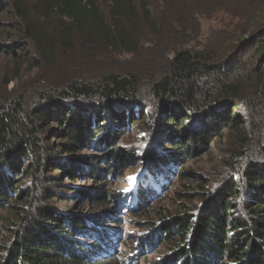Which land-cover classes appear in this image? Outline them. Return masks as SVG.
<instances>
[{
  "label": "trees",
  "instance_id": "trees-1",
  "mask_svg": "<svg viewBox=\"0 0 264 264\" xmlns=\"http://www.w3.org/2000/svg\"><path fill=\"white\" fill-rule=\"evenodd\" d=\"M162 2V9L156 10L150 0H0V14L13 19L24 40L16 44L20 53L0 47V56H12L20 65L27 62L28 44L36 54L31 58L35 66L59 70L94 71L107 59L144 56L146 43L163 36L170 39L171 48L161 49L173 52L160 77L143 69L140 74L105 72L99 80H72L58 88L48 84L30 108L24 97L6 102L1 98L0 211L18 191L12 176L24 177L29 167L26 176L35 185L31 203L41 201L39 174L47 166L44 154L52 150L43 136L46 128L64 141L54 151L67 159H77L79 147L105 150L140 118L148 122L142 130L147 138L155 135L159 145L171 142L165 155L148 153L140 159L146 173L126 194L133 201L130 213L137 214L161 198L180 172L181 179L184 174L197 177L178 169L184 153L201 152L209 138L226 127H237L242 149L232 151L227 171L243 173L248 191L239 183H226L195 219L185 211L166 213L160 222L149 220L152 237L144 245L166 243V254L157 264H264V165L252 161L245 168L239 165L248 156L254 133L264 132V0ZM194 121H200L198 131L190 128ZM111 153L102 157L107 164L103 168L83 161L64 171L73 179L91 168L94 176L110 177ZM22 161L26 163L21 165ZM210 194V190L203 194V202ZM49 196L54 200L56 195ZM91 198L96 205L89 213L82 207L78 214H62L41 203L22 218L23 230L15 232L0 252V264H140L110 252L111 242L125 241L107 227L118 222L107 207L111 192ZM116 201L114 210L120 212L121 202ZM103 209L109 213L98 214ZM147 254L143 249L134 253L142 261Z\"/></svg>",
  "mask_w": 264,
  "mask_h": 264
},
{
  "label": "rangeland",
  "instance_id": "rangeland-1",
  "mask_svg": "<svg viewBox=\"0 0 264 264\" xmlns=\"http://www.w3.org/2000/svg\"><path fill=\"white\" fill-rule=\"evenodd\" d=\"M150 1L154 9H162V0ZM12 21L13 19L7 13L0 14V47H11L9 49L13 48L14 51L20 53L21 49L16 44L17 41L24 40L17 35V30L13 26ZM170 43L171 41L167 36L160 37L151 42L149 41L146 43V56L127 55L120 58L116 57L109 61L107 59L103 61L102 69L94 71H79L73 68L59 70L55 67L35 66V62L31 61V58L36 54L33 47L28 44L26 49L30 51L28 55L30 60L27 58V62L22 65L18 64L12 56H0V99H6V102L10 98L17 100V96L24 97L23 102L25 101L26 107L30 108L37 100L38 92L43 89L44 85L48 84L54 88H58L72 80H99L105 72L126 73L132 71L140 74L143 69L155 72V76L160 77L164 73L169 56L173 54L169 50L163 52L161 48L167 49ZM149 75L144 77L143 81L146 84L149 83ZM226 107L222 106L221 109L224 110ZM150 110L153 111L152 108ZM241 110L244 111L243 109ZM159 119L162 120L163 117L161 116ZM199 122L194 121L190 128L198 131L197 124ZM147 124V120L140 118L129 131L123 134L120 132L112 146L105 150L96 147H79L76 154L77 159L64 158L60 156L58 151H54L57 145L64 141L56 136H52L51 129L46 128L43 136L45 137V141L50 144L52 150L44 154L47 166L39 174L41 182L38 183V186L42 191L38 195H40L41 201L34 204L31 203L34 199L30 197V191L32 187L35 188V185L32 183L31 177L26 176L31 172L30 167L24 177L19 176V174L12 176L13 186L18 191L13 196L8 207L0 211V252L13 240L15 232L20 231L22 218L30 215V213L33 214L41 207L39 206L41 203L47 205V207L56 208V211L62 214H78V209L82 207L89 208V213L96 205L91 196L95 197L101 191H110L111 200L109 199L110 202L107 207L110 210L112 218L118 219V222L114 224L107 223L109 221L106 217L103 218H105L104 221L108 224V230L117 231L125 239L124 242H120L119 240L111 242L113 246L110 252L117 251L120 256L140 261L138 262L140 264H157L161 260V257L166 254V243L163 241L157 242L152 247L144 245L152 237V227L148 226L149 220L160 222L161 217L166 213L181 214V212L185 211H187L186 213L189 216L192 215L194 218L198 211H203L214 201L217 195L216 190L226 183H231L232 185L239 183L245 193L248 191V187L244 185L248 183V179L244 177L243 173L231 175L227 171V162L230 159L232 151L241 150L242 145L238 139L241 131L237 127H226L213 140L209 138L208 145H204V148L200 149L201 152L198 151L192 156L184 153L185 155L182 156L184 158L181 159L182 163L179 162L178 169L185 172H195L197 177L184 174L183 179H181L182 173L180 172L173 186L161 198L152 201L148 207L140 211L142 213H130L128 205H131L133 201L126 194L136 188L146 173V166H142L141 157L148 153L153 155V157L157 155L162 156L167 153V148L172 147L171 142L167 146H165L166 144H156L154 142L155 135L147 138V135L142 133ZM260 142H262L261 145L264 148V132L254 133L250 143H248L249 145L247 144L248 156L245 160L239 162L240 168L249 166L251 161L264 165V151L260 150L262 148L259 145ZM180 150L183 151L184 149ZM108 152H112V156H108L107 161L113 162L112 159H114V163H112L114 167L112 173L114 174L110 175V177L101 174L99 177L94 176L92 171H90L91 168L76 174V178L73 179L67 171H64L65 168L68 170L69 167L78 166L83 161L93 162L92 167L94 168H103L107 164L102 162L101 159ZM52 162H56V164L52 166ZM25 163L22 161L21 165ZM50 168L51 171H49ZM54 168L59 169L55 170ZM7 171L6 169L5 172ZM45 187L48 190L45 191ZM209 190L211 191V194L208 196L210 200L203 202L205 197L202 196ZM179 192H181L180 195ZM49 195H56L55 199L51 200ZM118 198L122 205L120 212H116V209L114 210ZM104 213L109 212L106 209L98 211V214ZM236 213L234 212L235 216L237 215ZM77 239L79 242L85 241L84 239ZM141 249L148 253L145 261H142L141 257L134 255V253L139 252Z\"/></svg>",
  "mask_w": 264,
  "mask_h": 264
}]
</instances>
